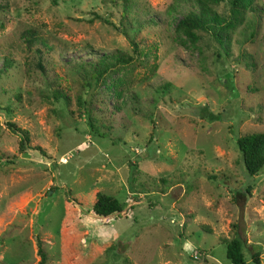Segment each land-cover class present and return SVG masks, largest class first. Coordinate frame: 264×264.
Listing matches in <instances>:
<instances>
[{
	"label": "rangeland",
	"instance_id": "obj_1",
	"mask_svg": "<svg viewBox=\"0 0 264 264\" xmlns=\"http://www.w3.org/2000/svg\"><path fill=\"white\" fill-rule=\"evenodd\" d=\"M0 3V67L13 61L0 74V264H228L221 239L238 231L246 264L250 244L264 264V166L248 175L236 144L264 132V0L230 33L228 54L204 31L182 42L183 0ZM213 7L229 13L228 0ZM132 39L127 66L83 83L75 60L133 55ZM202 104L220 118L197 116ZM10 123L27 131L24 148ZM97 191L126 217H94Z\"/></svg>",
	"mask_w": 264,
	"mask_h": 264
},
{
	"label": "trees",
	"instance_id": "obj_2",
	"mask_svg": "<svg viewBox=\"0 0 264 264\" xmlns=\"http://www.w3.org/2000/svg\"><path fill=\"white\" fill-rule=\"evenodd\" d=\"M184 2H190L188 10L184 15L177 20L174 26V30L178 37L184 44L188 42L190 45H194L199 40V31L209 33L213 40L220 46L225 52L229 53V41L230 33L234 32L237 26L246 22V15L249 12H254L258 9L256 0H228L229 13L222 15L217 12L213 7V4H217L221 0H183ZM3 5L0 3V9ZM99 17V15H97ZM26 46L29 49H33L36 53L34 66L40 70L46 76V68L42 60V52L39 48H34V42L36 36L34 31H25L23 34ZM133 55L120 49H113L109 52H102L96 57H92L87 61H74L76 69L80 72L83 83L88 85H98V83H104L106 76L115 69H120L127 66L138 55V44L132 39ZM93 53L92 51L89 54ZM11 59L5 58V63L0 67V74L11 66ZM52 88H50V95L55 99H63L64 103L68 105L70 103V96L65 93L57 85L53 87V83L48 82ZM86 102V101H84ZM85 111L88 114L90 126L97 131L99 135L104 136V132L98 130L94 125V118L89 115V110L85 107ZM194 112L197 116L204 118L208 121H214L220 118V114L214 113L208 108L207 104H202L194 107ZM93 118V120H92ZM10 126L16 130L21 136V147L24 148L27 142H29V135L24 129L14 127V124L10 123ZM236 144L240 157L243 161L245 171L248 175H256L264 166V132H256L238 136ZM133 170V166L131 167ZM133 174V171H131ZM132 176V175H131ZM130 176V177H131ZM245 192L248 191L246 186ZM244 195L243 192L237 190L234 193V197L238 195ZM90 212L94 217L99 218L104 224L110 222L113 219L126 217V211L124 210V204L120 202L115 196L97 191L95 197L90 206ZM235 228V227H234ZM239 232V231H238ZM235 236L226 239L222 238L221 242L225 244V255L228 260V264H246L244 244L245 239L239 233ZM244 235V234H243ZM250 259L255 264H260L259 254L261 249L256 248L253 244L249 245ZM46 260V255L41 251V262Z\"/></svg>",
	"mask_w": 264,
	"mask_h": 264
}]
</instances>
